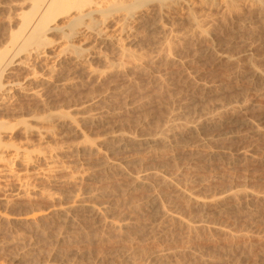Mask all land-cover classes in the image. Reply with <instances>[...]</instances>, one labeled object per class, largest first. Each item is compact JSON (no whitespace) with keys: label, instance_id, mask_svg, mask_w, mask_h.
<instances>
[{"label":"rangeland","instance_id":"1","mask_svg":"<svg viewBox=\"0 0 264 264\" xmlns=\"http://www.w3.org/2000/svg\"><path fill=\"white\" fill-rule=\"evenodd\" d=\"M10 1L0 0V27L3 26V18L6 16L7 9L5 7L10 4L8 3ZM234 2L236 9L229 11L230 13L227 10L222 11L217 6L205 10L201 6L200 8L196 7V10H199L198 13L208 9L206 12L212 17V19L210 17L211 21L209 22L211 26L207 25L210 31H207L206 35L209 37L204 36L203 38L195 33L194 37L189 32L188 37L185 36V42H174V50L170 55L168 54V59L164 55H160L159 57H163L160 59L155 55L157 50L148 45L131 47L133 51H136L135 54L144 53L142 55L145 58L138 62L120 58L122 63H120L119 58H116L114 62L119 61L118 63L124 65V70L107 71L108 73L105 72L99 77L92 75L90 76L92 79L83 74L80 75L77 71V74H73L76 78H73L76 86L64 92V95L58 92L56 98L55 95L49 98L53 101L56 100L53 106H58L64 111L67 108L77 121L81 116L94 115L101 111L108 115V119L103 121L104 123L79 121L71 129V133H67L70 132L68 129L67 131H65L66 129H61V131L57 129V134L45 140L47 144L35 134H30L31 139L29 137L28 139L31 144H39L38 146L50 144L48 146L57 149L58 147L60 149L78 144V152L62 154L59 161L65 164L64 169H66L54 173L56 181L49 183L33 178L28 179L31 185L40 186L45 190L47 189L46 191L52 192L54 195L52 198L16 196L15 191H13L16 184L15 179H0V212L2 211L1 213L7 215L3 219L0 218V264H127L126 257L130 255H132V260L135 263L145 264L149 262L150 257L148 256L152 257L158 252L172 253L170 257L172 264H217L219 261L223 264H264V201L253 200L254 195L260 196V193L264 195V135L261 136L264 132V81L246 79L242 76L240 78L239 75L235 74L237 66L243 69L246 66L254 65L259 69H264V43L261 42L264 37V21L261 22L262 19L260 18L259 22V13L254 12L255 8L252 9V5L249 3L242 0H234ZM225 12L228 16L224 14ZM174 13L169 16L177 14V12ZM237 17L246 27L240 23ZM184 24L187 27L186 22L183 23V21L179 23L178 27L181 25V28L186 29ZM247 28L250 31L253 30V33L255 31L257 35L251 36V34L247 38L245 35L249 31ZM140 31L143 32L141 29ZM251 40L253 41L251 42ZM208 46L212 47L213 51L203 54L204 58L201 57V53L206 51ZM255 47L258 49L256 50ZM137 49L140 53L137 52ZM217 54L234 56L228 60H220ZM146 55L149 57L152 55V57L149 58ZM93 65L100 68L98 63H93ZM248 68L243 70L246 71ZM242 69L241 71H243ZM212 89H216L217 92ZM193 94L195 98H198L197 100ZM200 94L202 95L199 97ZM87 99L91 100L86 102ZM192 99L196 100L195 103ZM87 104H91L92 107L84 112L83 109ZM226 105L228 108L234 107V110L242 111H239L240 114H235L237 120L240 118L238 126L230 124L227 127H222L223 129H210L209 132L201 133L197 138L184 137L180 143L166 147L158 145L144 149L146 151L141 149H138L141 151H137L132 148L115 151L114 148H110V143L107 142L116 132L140 137L156 135L155 133H160L167 122L188 120L187 122L191 123L198 120V117L201 118L206 115L207 111L210 114V110L213 113L219 109L227 108L224 107ZM250 120L251 122H249ZM245 121L247 122L246 125ZM256 126H258L261 134H254ZM75 127L78 128L74 129ZM251 129L253 130L251 131ZM93 140L94 144L92 143ZM200 141L202 142L200 143ZM87 148H90V151H87ZM101 160L106 161V165L103 166ZM39 165L43 166L44 164L40 163ZM102 167L104 168L102 169ZM17 168V172L20 173L19 177H24L26 173L22 171L24 170L22 166ZM149 170L165 175L173 183L152 187H132L131 175ZM74 176L80 179L74 181ZM83 189L98 194L92 201L95 204L112 207L107 220L118 222L122 219V214L126 213L129 216L128 219L133 221L132 223L140 224L144 229L145 226L152 223L155 224V227L150 226L149 229L153 228L152 230H148L146 227L147 229L141 231L131 229L126 234L118 233L107 224V220L98 221L86 213H79V216L77 215L70 225L60 224L53 212L60 207L70 205L73 199L69 195L74 191ZM183 189L204 201H209L215 196H223V193H237L238 190V194L239 192H246V195H240L239 200L225 201L226 208L232 207V209L223 210V207L210 209L207 207L200 208L195 203L191 204L189 201L177 198L178 191ZM153 194L163 196L164 205L168 204L167 207L172 205V208L177 207L181 217L185 220L199 223L201 221L205 225L208 223L217 225L225 232H215V234L210 230L208 232L206 228H198L196 231L190 232L189 235L178 222L162 220L161 222L160 219L153 222L149 221L150 210L142 208L135 211L134 207L142 206L145 200ZM82 201L86 203V199H82ZM253 201H257V203ZM4 210L5 212H3ZM32 212L42 215L37 224H30L26 220L32 215ZM211 260L212 262H210Z\"/></svg>","mask_w":264,"mask_h":264},{"label":"bare ground","instance_id":"2","mask_svg":"<svg viewBox=\"0 0 264 264\" xmlns=\"http://www.w3.org/2000/svg\"><path fill=\"white\" fill-rule=\"evenodd\" d=\"M242 1H245L246 3H249V5H252V9L255 8L254 9L255 11L254 10L253 11L254 12L257 11L260 15V17H258L259 22H260V18L262 19L261 22L264 21V0H242ZM8 3H10V4H8V6L6 4L7 7H5V9H7L6 10L7 12H6V16L4 15L5 18H3L4 23H2L3 26L0 27V29H1L0 30V179H2V178H3V180L4 179H10V178L15 179L16 184L14 186L13 191H15L16 196H23V197H25V196H28V197L29 196H39V197L47 198V199L52 198L54 196L53 193L49 192V190L46 191L47 189L45 190L44 188H41L40 186L38 187L36 185H31L29 183L30 182L29 178H31V179L33 178V179H36L39 181H45V182H49V183L56 181L57 179L55 178L54 173L56 171H61L62 169L63 170L66 169V168L64 169L65 164H62V161H59V160H61L60 157L62 156V154H65V155L67 153L69 154V152L70 153L72 152L71 154H73V152L75 153V151L78 152V144H77V146L69 145V146H66V147H63L60 149L57 146L58 147V149H57V148H54L53 146H48L50 144L46 145L47 141H45V140H48L49 137L57 134V131H58L57 129H60V131H61V129H66L65 131H67V129H68V130H70V132L68 131L67 133H71V131H72L71 129H73V127L76 126L75 124H77L79 121L85 122V123L86 122L99 123V122H103V121L108 119V115H106L105 113H103V111H101V112H98L94 115H84V116L80 115L81 117L77 121V119H74L75 118L74 115H71V113L68 111L67 108H66V111H64L63 109H59L58 106L57 107L53 106L55 104L54 102L56 100L54 99V101H53L52 99L50 100L49 98H51V96H53V95H55V98H56V94L58 92L63 94L64 92H67L68 90H70L71 87L76 86V84L73 80V78H75L74 77L75 75L73 76V74H77V71H78V73H80V75L83 74L86 77L87 76L90 77L92 75H94L96 77L98 75V77H99V75L102 76L101 74H104L107 71L109 72L112 70H117V71L122 70V69L124 70V65L120 64L123 62L122 59H130L132 61L138 62V61L145 58V56L142 55L144 53H140V51H138V49H137V52H139L140 54L136 53L137 54L136 55L135 54L136 51H133V49L131 47L136 48V46L141 47L143 45H145V46L148 45L149 47H151V48L153 47L157 50V52H156L157 54L155 53L156 56L159 57L160 55H162V56L164 55V56H166L165 58H167V56H169L170 53L173 52L172 50H174V42H177V41L178 42H180V41L185 42V40H184L185 36L189 32H190V34L194 35V33H195V34H197L203 38H204V36H208V35H206L208 33L207 31H210V30L207 27L209 25L211 26V23H209V22L211 21L212 17L209 15L208 12H206L208 9L206 11H203V10H205L206 8H212V6H215V7L217 6L218 8L220 7V9L222 11L227 10V12L230 13L229 11L236 9L235 8L236 4H235L234 0H11ZM243 4H245V3H243ZM196 5H198V6H196ZM200 6L203 8V10H201V12L198 13L199 10H196V7L200 8ZM218 8H216V10H218ZM249 8H251V6H249ZM2 9H4V8H2ZM174 12L175 13L177 12L176 15H173L174 17L178 16L177 18L176 17L172 18L173 17L172 15H171L172 17L169 16L170 14H172ZM218 12H219V10H218ZM218 12H216V13H218ZM227 12H225L224 14H226ZM210 17H211V19H210ZM216 19H217V17H216ZM220 19H221V17H220ZM220 19H218V20H220ZM182 21H183V23L186 22L187 27L185 26V24L183 25L186 27V29L184 27H182L183 28L182 29L181 25H180V27H178L179 23H182ZM239 21H240V19H239ZM245 22H246V20H245ZM240 23H241V21H240ZM252 23H254V22H252ZM241 24H243V23H241ZM248 25H249V23H248ZM240 27L242 29V25ZM212 28H214V27H212ZM250 28H252V27H250ZM140 29L143 30V32H141ZM247 29L249 30V31H247V34H245V35H247V38L250 37L251 34H252L251 36H253V34L255 36L257 35V34H255V31L253 33V30L250 31L249 28H247ZM254 30H256V29H254ZM244 31H245V29H244ZM240 32H242V31H240ZM245 33H246V31H245ZM190 34H189V36H190ZM241 36H242V33H241ZM261 36H262V34H261ZM187 37H188V35H187ZM191 37H192V35H191ZM194 37H195V35H194ZM257 37H258V39H260L259 36H257ZM230 38H229V40H232ZM254 40H256V39H254ZM245 41H247V40H245ZM252 41L253 40H251V42ZM261 42L264 43V37L261 40ZM181 46H183V45H181ZM246 48H248V47H246ZM253 48H254V46H253ZM259 48H261V47H259ZM96 49H100V50L97 51ZM255 49H256V47H255ZM211 51H213L212 47L210 48L208 46L206 51L201 53V57L203 56V54H205L207 52H211ZM182 53H183V51H182ZM254 53H255V51H254ZM212 54H214V53H212ZM250 55H252V54H250ZM146 56L149 57L148 55H146ZM207 56H208V54H207ZM233 56H230V57H233ZM150 57H152V55ZM161 57H159V58L161 59ZM230 57L226 56L225 54L224 55H221V54L218 55V58L220 60H223V59L228 60V59H230ZM116 58L117 59L119 58V61H120V58H122L121 59L122 62L120 61V63H118L119 61L118 62L115 61L116 62L115 63L114 59H116ZM203 58H204V56H203ZM248 59H250V58H248ZM216 60H218V59L216 58ZM245 62H246V60H245ZM93 63H98V66L100 65L99 66L100 68H98V67L96 68L95 65H93ZM247 68H248V70H246V71L243 70V69H247ZM241 69H242L241 67L239 68L237 66V68L235 70V74L239 75L240 78L243 77V78L252 79V80H255V79L260 80L261 79L262 82L264 81V69H259L257 66H254V65L246 66V68L242 69L243 71H241ZM76 83H77V80H76ZM132 85H134V84H132ZM218 87H219V85H218ZM197 88H198V86H197ZM199 89H200V87H199ZM199 89H197V90H199ZM215 90H213V91H215ZM217 90H216V92H217ZM201 91H202V89H201ZM198 94H199V92H198ZM201 95L202 94H200L199 97ZM205 95H207V94H205ZM197 97H198V95H197ZM169 98H171V97H169ZM194 98H195V95H194ZM195 99L197 100L198 98H195ZM205 99H206V97H205ZM90 100L91 99H87L86 102H89ZM192 100L194 101V99H192ZM214 100H216V99H214ZM195 101H194V103H195ZM244 106H246V105H244ZM91 107H92L91 104H87L86 107L83 109L84 112L89 110ZM187 107H188V105H187ZM224 107H227V105ZM233 108L227 107L225 109H221V110L219 109L218 111L213 112V113H211L212 111L210 110V114H208L207 112H209V111H207L206 115H204L201 118L198 117V120L191 122V123L187 122L188 120H186V121H181V120L175 121L174 120V121H171L170 123L167 122V124H165V126H163V128L161 127L162 130L160 133H155L156 135L143 136V137L141 136L140 137V136L129 134V133H124V132H118L117 133L116 132V133L112 134L113 136L111 135L112 136L111 139L108 140L107 142L110 143V148H114L115 151L116 150L117 151L118 150L123 151L126 149L128 150L129 148L136 149L137 151H141L144 149H150L151 147L158 146V145H160L161 147H166V146H169L171 144L180 143L181 139H183L184 137H191L192 136L194 138H197V136L201 135V133H204L210 129H216V128L218 129V128H222V127L224 128L230 124L231 125L235 124V126H236L238 124V122H239L238 120L240 118H238V120H237V117H236L237 115L235 116V114L239 113V111L240 112H242V111L241 110L237 111L236 109L234 110ZM181 111H183V110H181ZM213 111H215V110H213ZM234 111H237V112H234ZM185 115L187 116V114H185ZM185 115H184V118H185ZM246 121H248V120H246ZM246 121H245V125L247 123ZM249 122H251V120ZM242 124H244V123H242ZM253 125H254V123H253ZM250 126L252 127V124H250ZM76 128H78V127H75L74 129H76ZM252 130L253 129H251V131ZM60 131H59V133H60ZM74 132H75V130H74ZM226 132H228V131H226ZM254 132H255L254 134L257 133V135L259 133L261 134V131L259 130L258 126L255 127ZM31 133H33V135L35 134L42 141H45L46 144L41 145L42 147L38 146L39 144L38 145L31 144V142H29V139H28V137L30 136ZM263 133L261 136L264 135ZM218 134H219V132H218ZM221 135H219V136H221ZM16 136L17 137L19 136V138H16ZM201 142L202 141H200V143ZM92 143L94 144V140ZM43 144H44V142H43ZM80 145H81V143H80ZM63 146H65V145H63ZM108 147H109V145H108ZM87 149H88L87 151H90L89 150L90 148H87ZM98 149H100V148H98ZM138 149H141V150H138ZM80 150H81V148H80ZM144 151H146V150H144ZM91 152H93V151H91ZM99 152H100V150H99ZM105 154H107V153H105ZM65 155H63V156H65ZM236 157H238V156H236ZM173 158H175V157H173ZM240 159H241V157H240ZM226 162H227V160H226ZM40 163H43L44 165L41 166V165H39ZM102 165L103 166L106 165V161H102ZM20 166H22V168L24 169L22 171H24L26 173V175L24 177L23 176L19 177L20 173L17 172V170H18L17 167H20ZM103 168L104 167H102V169ZM22 173L23 172H21V175H23ZM127 173H128V171H127ZM176 174H177V172H176ZM70 176H73V175H70ZM81 178H83V177L81 176ZM131 178H132V181H131L132 187L133 186H135V187H150L151 186L152 187L155 185H161V184H165V183L166 184L167 183H171V184L173 183L165 175H163L157 171H150V170L149 171H142V173H141V171L138 173H135L134 175H131ZM79 179H80L79 177H75L73 180L76 181ZM8 187H10V186H8ZM6 190H8V189H6ZM88 190H89V188H88ZM88 190L83 189L81 191L77 190L76 192L75 191L72 193L70 192L71 195H69L70 193L68 195L71 196V198L73 199L72 203L66 207H62V208L60 207L59 209H56L53 212L56 219L59 220L60 224L61 223L63 225L72 224L75 217H77V215L79 213L80 214L86 213V215L88 214V215H90V217L92 216L94 219H96L98 221H101V220L106 221L107 220V218L109 217V214L112 211V207L107 206V205H98V204H95V202H92L93 199L95 197H97L98 194L95 192H92V191H88ZM238 191H237V193L236 192L235 193L234 192L233 193H227V194L223 193L222 194L223 196H221V195L215 196L213 199L211 198V200H209V201H207V200L204 201V200L198 199L192 193L184 191V189H183V190L178 191L177 198L179 197L180 199L189 201V202H191V204L195 203V205L197 204L200 208L201 207H207L210 209H219V208L223 207V210L224 209L229 210V209H232V207L226 208V206L224 205L225 201H229V200L234 201L235 199H238V197H240V195H242V194L246 195V192H244V193L239 192V194H238ZM248 194L250 195V193H248ZM251 195H253V194H251ZM162 197L159 194L150 195L145 200V202L142 204V206L137 205L134 207V210L139 211L142 208L150 210L151 211V214L149 213L150 217L147 216L150 219H148V218L147 219L149 221L151 220L152 222L155 220H158V219H160V221L162 220V221L178 222L186 230V233L188 232L189 235H190V232H192L194 230L196 231V229H198V228H203V229L206 228L208 230V232L210 230L213 233H215V232L224 233L225 232L224 229H222L221 227H219L217 225H212V224L210 225L209 223L205 225V224L201 223V221L199 223V222H190V221L185 220L183 217H181V214L179 213V210L177 209V207L172 208L173 205L171 207L170 206L167 207L168 204L164 205V202H163L164 197L163 198ZM82 199H86V203H83L84 200L82 201ZM255 199L264 201L263 193H260V196L254 195L253 200H255ZM173 200H175V198H173ZM118 201H120V200H118ZM164 201H165V199H164ZM236 201H235V203H236ZM167 202L170 203L169 201H167ZM5 203L7 204V202H5ZM232 203H234V202H232ZM254 203H257V201H255ZM3 205H4V203H3ZM259 206H260V204H259ZM6 207H7V205H6ZM51 208H53V207H51ZM239 208L241 209V207H239ZM1 212H0V218L3 219V217H6L7 215H4ZM3 212H5V210ZM43 212H44V210H43ZM31 214L32 215L29 216V218H27L26 220L30 224H37V221L38 222L40 221L39 219L41 218L42 215L40 213H37V212H32ZM84 218H85V216H84ZM128 218H129V216H127L126 213H123L122 219H120V221L114 222L111 220H107V224L116 232L124 233V234L128 233L131 229H135L137 231H141L142 229H144V227L142 225L137 224V223L136 224L132 223L133 221L131 222V220ZM164 223H167V222H164ZM149 224H150V222H149ZM152 225H153V223L149 226H145V224H144L145 229L148 228V230H152L155 227V224L153 226ZM150 226H152L153 228L149 229ZM142 232H144V231H142ZM215 234H213V235H215ZM192 235H194V234H192ZM208 239H210V238H208ZM262 252H263V250H262ZM29 255H30V253H29ZM171 256H172V253H159L158 252V254L152 255V257L148 256V257H150V259L148 258L149 262L146 261L147 263H145V264H172V263H170V257ZM174 256H176V255H174ZM25 258H27V257H25ZM126 258H127V260H126L127 264H137V263H135L134 260H132V255L127 256ZM221 259L223 260V258H221ZM210 262H212V260ZM177 264H179V263H177ZM217 264H223V263L221 261H219Z\"/></svg>","mask_w":264,"mask_h":264}]
</instances>
